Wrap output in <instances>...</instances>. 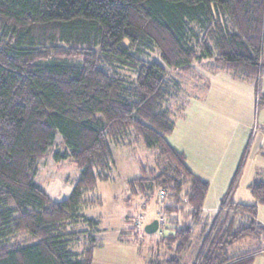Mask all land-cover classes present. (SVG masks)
Here are the masks:
<instances>
[{"label": "trees", "instance_id": "1", "mask_svg": "<svg viewBox=\"0 0 264 264\" xmlns=\"http://www.w3.org/2000/svg\"><path fill=\"white\" fill-rule=\"evenodd\" d=\"M198 68L258 88L264 0H0V264H94L102 230L81 209L101 203L89 193L110 178L114 148L136 137L159 159L140 167L132 194L165 192L148 264H183L192 252V264H254L233 249L264 239V176L250 185L254 205L234 203L240 166L222 211L206 219L209 185L168 142L188 105L184 88L204 80L207 89ZM59 144L55 160L71 158L81 175L55 202L35 178ZM84 234L75 254L70 246ZM17 235L30 240L12 244Z\"/></svg>", "mask_w": 264, "mask_h": 264}, {"label": "crops", "instance_id": "2", "mask_svg": "<svg viewBox=\"0 0 264 264\" xmlns=\"http://www.w3.org/2000/svg\"><path fill=\"white\" fill-rule=\"evenodd\" d=\"M202 74L207 78V89L200 96L187 98L188 105L176 120L168 142L208 183L203 217L213 219L222 211V201L240 166L231 200L244 205L256 203L250 185L258 175L264 176V104L260 100L264 96V77L256 89L254 84L225 72ZM257 222L264 228V205L258 209ZM249 240L242 246L235 244L233 251L254 256V264H264V239L259 244ZM194 256L192 252L183 264H192Z\"/></svg>", "mask_w": 264, "mask_h": 264}, {"label": "rangeland", "instance_id": "3", "mask_svg": "<svg viewBox=\"0 0 264 264\" xmlns=\"http://www.w3.org/2000/svg\"><path fill=\"white\" fill-rule=\"evenodd\" d=\"M150 56L149 59H158L156 52H151ZM199 71L206 73L205 70L198 68ZM121 72L127 76L129 81L133 80V71L122 68ZM205 83L202 80L198 85L187 84L184 88L186 98L203 94L206 89ZM185 100L183 99V101ZM183 101L180 100L176 108H179ZM137 142L136 137L133 145L131 143L124 148H114L115 166L111 168V173H108L110 178L104 181L99 180L96 188L89 193L91 198L97 197L101 203L96 206L84 205L81 209L86 217L95 218L99 222V229L102 230L97 234L100 246L94 252V264H148L151 254L157 247L156 239L159 237L160 229L154 235H149L145 232V228L159 218L158 196L147 200L142 195H133L130 182L138 177L142 165L157 163L159 154L156 150H146ZM63 152H65L63 146L55 145L50 154L39 163L35 178L36 183L55 202L70 197L81 175L71 158L55 160L54 155ZM85 228L86 226L80 224V229ZM124 230H126V234H123ZM86 238L84 234L70 246L75 254H80L83 251ZM29 240L24 235H17L10 242L23 244ZM247 241L250 240L241 241L237 246H242ZM192 250H196V248H192ZM190 256L191 254L185 259L188 260Z\"/></svg>", "mask_w": 264, "mask_h": 264}, {"label": "water", "instance_id": "4", "mask_svg": "<svg viewBox=\"0 0 264 264\" xmlns=\"http://www.w3.org/2000/svg\"><path fill=\"white\" fill-rule=\"evenodd\" d=\"M160 229V222L159 220H155L154 222L148 224L145 228V232L149 235H154Z\"/></svg>", "mask_w": 264, "mask_h": 264}, {"label": "built area", "instance_id": "5", "mask_svg": "<svg viewBox=\"0 0 264 264\" xmlns=\"http://www.w3.org/2000/svg\"><path fill=\"white\" fill-rule=\"evenodd\" d=\"M164 196H165V192L162 191V192L160 193V198H164ZM262 252L264 253V246H263Z\"/></svg>", "mask_w": 264, "mask_h": 264}]
</instances>
